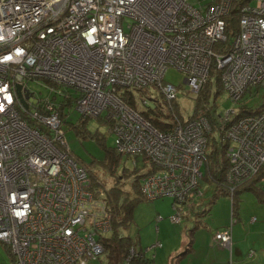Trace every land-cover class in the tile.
<instances>
[{
    "label": "built area",
    "instance_id": "1",
    "mask_svg": "<svg viewBox=\"0 0 264 264\" xmlns=\"http://www.w3.org/2000/svg\"><path fill=\"white\" fill-rule=\"evenodd\" d=\"M197 1L0 0V241L17 264H85L103 253L101 239L111 229L105 200L64 138L69 100L82 116L109 123L116 150L134 167L141 158L135 175L144 198L171 197L172 221H180L184 206L197 209L208 118L171 111L172 127L161 130L119 95L131 89L145 106L152 98L138 91L153 83L167 103L175 99L177 87L163 78L169 65L196 95L212 60L235 103L250 86L264 84V0L241 6L238 31L224 51L213 46L226 39L231 0ZM32 80L50 94L31 100ZM16 84L22 95L28 90L27 107ZM237 113L233 107L218 115L221 129L231 121L225 185L239 184L264 163V109L233 119ZM213 239L229 246L231 226L216 229Z\"/></svg>",
    "mask_w": 264,
    "mask_h": 264
},
{
    "label": "rangeland",
    "instance_id": "2",
    "mask_svg": "<svg viewBox=\"0 0 264 264\" xmlns=\"http://www.w3.org/2000/svg\"><path fill=\"white\" fill-rule=\"evenodd\" d=\"M189 1L194 5H198L197 0ZM184 76V73L173 65H169L163 75L164 80L171 82L178 89L175 99L176 107H174V109L179 116L182 115L183 117L191 115L195 105L194 95L190 92V86L184 82ZM27 87L32 92L31 100L50 94L49 88L43 85L39 80L28 81ZM252 89L253 86L250 87V90H246L237 103H235L223 90L215 98H213L211 94L209 96V103L214 102L216 116L223 115L227 110L233 107L237 106L239 108V106H242L241 104L246 107L256 108L261 104V101L264 100V87H260L256 93L253 92ZM158 93L156 85L153 83H149L143 87L141 91V94L145 95V97L152 98L148 99L149 104L154 102L153 99H156L157 103H161L162 97ZM64 112L65 116L63 118L64 120H62L61 127L65 131L64 138L73 155L95 172L99 181H102L106 187L109 188L118 185L122 187L123 190L132 193V183L133 180H135V167L131 160L124 155L119 156L117 162L113 165V173L110 172V168L107 165L106 150L113 148L115 140L114 134L109 131L108 123L101 117H83L77 109L72 107L65 108ZM224 129L225 127L221 129L223 131V136L225 133ZM98 138L100 140H98ZM225 141L228 142L227 137H225ZM137 165L138 167L142 166L141 159L139 158L137 159ZM202 170L204 171V167H202ZM115 181L116 183H114ZM199 185L202 190L199 207L205 212L203 216H195L191 210L187 209L189 213L184 211L180 216V221H172L169 218L170 214L174 211L171 204V197L161 196L153 199L142 198L138 200L134 206L132 222L128 226L121 228V232L132 238L136 250L140 248L150 257L156 248L161 247L162 244L165 243L159 232L161 226L162 231L169 230L184 238L185 243L179 250L178 253H180L192 239L193 234L191 233V235H189L188 232L196 217H202V223L194 228V231H196L195 234L198 235V237L199 231L202 229L208 230L212 227L214 228L216 225L221 224L222 218L228 220L227 204L230 203L229 197L232 195V193H230V187L234 186L232 188L234 192L235 187L238 188L239 184L237 182L226 183L222 190L227 194H218L213 201H210L211 183L201 176ZM253 199H255L254 195L250 191H241V221L235 223L234 227L241 228L242 226H247L245 228H249L247 224L248 219L243 213L249 210ZM175 204L182 207L180 203ZM261 207L264 209V206ZM183 208L185 209L187 207L184 206ZM208 209L210 210L207 214ZM158 216H160V218ZM204 224H206V226H204ZM215 229L212 231L214 232ZM156 242H160L161 245L153 246L152 244ZM178 253L177 255H179ZM254 257H256V251L251 256V259H254ZM105 261L106 254L103 253L94 259H89L85 264H103ZM0 264H17L7 245L1 241Z\"/></svg>",
    "mask_w": 264,
    "mask_h": 264
},
{
    "label": "trees",
    "instance_id": "3",
    "mask_svg": "<svg viewBox=\"0 0 264 264\" xmlns=\"http://www.w3.org/2000/svg\"><path fill=\"white\" fill-rule=\"evenodd\" d=\"M251 1L252 0H231L229 11L223 16L225 19L226 39L215 43L213 46L214 50H226L232 37L238 31L241 6L250 3ZM250 87L246 90H250ZM260 87H264V84L260 83L253 85V92L256 93ZM222 90L219 71L216 68L215 61L212 60L209 77L202 83L198 92L194 95L195 105L193 112L191 115L185 116L196 117L203 114L208 118L212 127L211 131L208 133L203 171L205 173L202 175L205 180L212 185L210 201H213L218 194H227L224 193L222 189H224L225 186V172L229 165V157L226 155L228 142L225 141L223 136V131L221 130L222 125L218 120V115L216 116L215 114L214 102L209 103V96L212 94V97L215 98ZM141 91L142 90L138 91V95ZM158 94L162 97L161 103H157L156 101L157 104L153 102L151 106L150 104L141 106L136 101L135 97L137 94L131 89H123L119 92V95L123 100L128 102L134 108H139L140 113H142L145 118H148L153 125L161 130H168L173 125L170 119V112L173 111L176 113L174 109V107H176V98L171 99V101L167 103L166 99L160 93ZM67 103L68 105L70 104V108H73V102L71 100ZM63 104H66V102H63ZM241 105L242 106H239L238 113L233 119L244 113H256L257 111L264 109V100H262L261 104L256 108L246 107L243 104ZM180 117L183 116L181 115ZM105 122L108 123L107 121ZM230 123L231 121L226 120L223 123L224 127H228ZM98 140L100 139L98 138ZM119 156L122 155L116 150L115 145H113V148L106 150L107 165L109 166L111 173H113V165L117 162ZM139 159L141 158L139 157ZM81 163L84 164L83 162ZM84 165L91 177L92 188L97 190V195L100 194L105 200L106 209L111 215V229L107 234L103 235L101 239L104 247L103 253L106 254V261L103 264H153V259L146 256L145 252L140 248L136 250V254H131L130 248H134L132 238L121 232V228L128 226L132 222L134 206L137 201L144 198L140 193L138 176H134L135 180H133L132 183L133 192L130 193L129 191L123 190L122 187L118 185L109 188L106 187L102 181H99L95 172H93L86 164ZM135 166L138 168V165ZM114 183H116V181ZM246 188L255 191L258 197L264 199V196H262L264 192H262V194L260 193L261 191H264V163H262L256 173H253L247 179L241 181L238 188L235 187L234 192L232 193L233 203L237 204L241 191ZM173 202L172 199L171 204ZM199 211V204H197V209L194 211L195 215L198 214Z\"/></svg>",
    "mask_w": 264,
    "mask_h": 264
},
{
    "label": "crops",
    "instance_id": "4",
    "mask_svg": "<svg viewBox=\"0 0 264 264\" xmlns=\"http://www.w3.org/2000/svg\"><path fill=\"white\" fill-rule=\"evenodd\" d=\"M244 190L250 191L255 198L249 210L243 213L248 219V229L245 228L247 226H242L241 228L234 227L235 223L241 221V200L239 195L236 204L233 203L232 199L229 197L230 203L227 204L228 220L222 218L221 224L216 225L214 228L212 227L208 230L202 229L199 231L198 237V235L195 234L196 231H194V228L202 223V217H196L197 219L195 218L193 220V225L188 232L189 235H191V233L193 234L192 239L180 253L178 252L185 243L184 238L169 230L162 231L160 226L159 232L165 243L162 244L161 247L156 248L154 253L151 254L150 257L153 259V264H264V223H262L264 222V209L261 207L264 206V199L258 197L256 192L249 188ZM262 192L264 191L260 193L262 194ZM262 196H264V194H262ZM200 201L201 198L198 204ZM209 210L210 209L207 210V214ZM184 211H187V209H184ZM192 212L194 213V211ZM204 213L205 212L200 209L195 216H199L200 214V216H203ZM252 217H255V219L251 220ZM228 225L231 226L230 249L227 246L218 245L213 239L212 231L215 228H223ZM204 226H206V224H204ZM250 250H252L251 254ZM255 251L256 257L251 259ZM177 253L179 255H177Z\"/></svg>",
    "mask_w": 264,
    "mask_h": 264
},
{
    "label": "water",
    "instance_id": "5",
    "mask_svg": "<svg viewBox=\"0 0 264 264\" xmlns=\"http://www.w3.org/2000/svg\"><path fill=\"white\" fill-rule=\"evenodd\" d=\"M16 92H17L20 102L23 104L24 107H27V102L25 98L28 96V90H26L24 95H22L20 84H16Z\"/></svg>",
    "mask_w": 264,
    "mask_h": 264
},
{
    "label": "bare ground",
    "instance_id": "6",
    "mask_svg": "<svg viewBox=\"0 0 264 264\" xmlns=\"http://www.w3.org/2000/svg\"><path fill=\"white\" fill-rule=\"evenodd\" d=\"M229 249L231 248V244L229 246H227Z\"/></svg>",
    "mask_w": 264,
    "mask_h": 264
},
{
    "label": "clouds",
    "instance_id": "7",
    "mask_svg": "<svg viewBox=\"0 0 264 264\" xmlns=\"http://www.w3.org/2000/svg\"><path fill=\"white\" fill-rule=\"evenodd\" d=\"M122 155V154H121ZM125 156V155H124ZM135 169H137L136 167H135ZM136 171V170H135ZM8 247V246H7Z\"/></svg>",
    "mask_w": 264,
    "mask_h": 264
}]
</instances>
